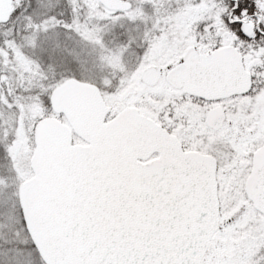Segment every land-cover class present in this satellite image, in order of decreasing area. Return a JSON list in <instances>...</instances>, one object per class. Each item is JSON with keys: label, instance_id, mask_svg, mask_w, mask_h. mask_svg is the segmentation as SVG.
<instances>
[{"label": "snow or ice", "instance_id": "6c2138e0", "mask_svg": "<svg viewBox=\"0 0 264 264\" xmlns=\"http://www.w3.org/2000/svg\"><path fill=\"white\" fill-rule=\"evenodd\" d=\"M0 264H264V0H0Z\"/></svg>", "mask_w": 264, "mask_h": 264}]
</instances>
